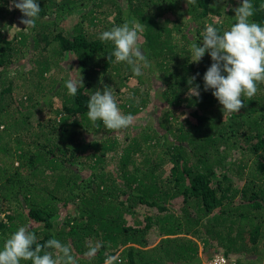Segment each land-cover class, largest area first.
Segmentation results:
<instances>
[{
  "label": "trees",
  "instance_id": "1",
  "mask_svg": "<svg viewBox=\"0 0 264 264\" xmlns=\"http://www.w3.org/2000/svg\"><path fill=\"white\" fill-rule=\"evenodd\" d=\"M37 2L36 26L11 33L22 14L0 0V21H13L0 25V248L27 226L40 243L70 246L77 264H103L105 253L122 264H208L216 255L264 264V84L224 115L203 88L210 56L192 58L205 26L227 30L242 0ZM253 3L252 19L264 25V0ZM135 21L151 65L141 76L109 61L113 45L98 38ZM77 71L84 87L73 96L65 84ZM197 73L199 97L188 93ZM104 86L135 117L128 128L88 118L89 98ZM156 106L163 116L151 114L154 125L137 123ZM96 243L97 256L85 257Z\"/></svg>",
  "mask_w": 264,
  "mask_h": 264
},
{
  "label": "clouds",
  "instance_id": "2",
  "mask_svg": "<svg viewBox=\"0 0 264 264\" xmlns=\"http://www.w3.org/2000/svg\"><path fill=\"white\" fill-rule=\"evenodd\" d=\"M195 2L196 0H187V4L194 5ZM219 2L220 0H216L217 4ZM10 5V10L15 8L21 12L19 23L25 25V29L36 26L41 13L37 0H10ZM212 6L215 7L216 4ZM259 9L264 10V3L259 5ZM232 10L235 13L234 22L227 30L207 24L203 30L202 42L192 45L193 63H199L206 53L211 58V66L203 76V88L204 91L212 90L224 115L237 114L245 107L242 97L251 99L257 93L258 85L264 84V25L252 19L257 8L253 0H242ZM144 27L140 21L131 24L125 22L103 31L98 37L102 42L113 45L107 59L110 61L114 57L115 62H126L132 66L135 76L143 75L142 68L151 67L140 47V34ZM199 75L197 73L188 80L190 96H200V85L194 83ZM65 86L69 94L75 96L84 87L82 76L79 79H69ZM87 116L92 122L100 121L112 131L128 128L135 119L131 113L121 111L112 88L108 86H104L103 91L96 90L90 96ZM101 247L99 243L90 244L84 256L96 257ZM72 251L70 246L55 238L40 243L30 227L21 226L0 248V264H21L22 260L31 261V264H77ZM103 264L122 262L118 256L105 253Z\"/></svg>",
  "mask_w": 264,
  "mask_h": 264
},
{
  "label": "rangeland",
  "instance_id": "3",
  "mask_svg": "<svg viewBox=\"0 0 264 264\" xmlns=\"http://www.w3.org/2000/svg\"><path fill=\"white\" fill-rule=\"evenodd\" d=\"M13 23V21L12 20H10L7 16L6 17H4V18H1V21H0V25H5V24H7L8 26L10 25L11 26V24ZM24 26L25 25H23V24H20L19 22H14V24H13V28H15V31L14 30H10V32L11 33H15L16 31L17 32H19L20 30L22 31V32H24L25 30H24ZM3 27V26H2ZM12 27V26H11ZM3 28H5V27H3ZM18 28V29H17ZM6 29V28H5ZM4 29V30H5ZM5 31H7V30H5ZM141 47V46H140ZM67 63H70V61L69 62H66V63H64L63 65L64 66H66V64ZM30 64V61H29V59L27 58V57H25L24 59H21V64H20V67H21V70H24V68H26L28 65ZM71 67H74V65H72ZM71 67H69V69H71ZM67 69V68H66ZM71 70H73V69H71ZM17 73V72H16ZM15 73V74H16ZM14 75V73L11 75V76H13ZM80 75H81V73H80V71H77L76 72V76H75V78H77V79H79L80 78ZM155 83H159V82H155ZM152 88H155V91H156V101L157 102H159L160 100H162V98L160 97V92H161V90H160V87L159 86H157V85H155V87L152 85ZM60 103V102H59ZM58 103V104H59ZM161 109V107L160 106H156L155 108H153L152 110H149L148 111V115L147 116H144L143 117V119L144 120H141V121H137V123L138 124H143V125H147V126H152V125H154V123H155V118L153 117V116H151V114H153L154 112H159L160 113V116H163V111L162 110H160ZM40 116H42V115H40ZM101 135V134H100ZM99 135V136H100ZM96 136V135H95ZM99 136H97V137H99ZM26 139H27V141H31L32 140V137L31 136H26ZM112 164H114V163H112ZM5 220L6 218H5V214L4 213H0V220Z\"/></svg>",
  "mask_w": 264,
  "mask_h": 264
},
{
  "label": "built area",
  "instance_id": "4",
  "mask_svg": "<svg viewBox=\"0 0 264 264\" xmlns=\"http://www.w3.org/2000/svg\"><path fill=\"white\" fill-rule=\"evenodd\" d=\"M226 260L221 256H216L209 264H226Z\"/></svg>",
  "mask_w": 264,
  "mask_h": 264
}]
</instances>
